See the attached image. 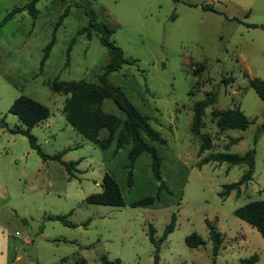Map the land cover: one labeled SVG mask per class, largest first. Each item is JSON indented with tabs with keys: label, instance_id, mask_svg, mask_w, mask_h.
I'll return each instance as SVG.
<instances>
[{
	"label": "rangeland",
	"instance_id": "obj_1",
	"mask_svg": "<svg viewBox=\"0 0 264 264\" xmlns=\"http://www.w3.org/2000/svg\"><path fill=\"white\" fill-rule=\"evenodd\" d=\"M98 25L114 29L111 41L125 59L136 60L108 77L134 107L150 119L164 145L152 144L161 163L166 190L158 193L150 159L130 167L129 148L113 154L85 140L63 116L67 96L49 84L84 80L97 83L108 63L99 34L87 39L86 0H38L33 18L27 10L4 20L30 0H0V264H153L149 226L160 239L171 216L176 227L162 243L159 264H238L253 255L264 264V238L233 215L234 210L264 201V101L250 88L264 81V0H87ZM211 7L215 12L205 11ZM44 60V61H43ZM42 62V65H41ZM232 77L233 83L222 80ZM209 92L216 103L205 110L200 136L212 147L199 156L200 138L190 131L193 105ZM20 96L46 106L50 117L31 129L41 151L62 161L79 162L70 175L57 161H42L24 129L9 113ZM240 110L246 130L219 128L212 111ZM102 111L123 120L112 100ZM107 137V131L99 139ZM257 137L252 180L221 198L225 185L236 183L244 166L199 162L213 153L244 155ZM233 139L240 141L233 146ZM105 173L113 176L124 207L87 205L102 191ZM155 198L154 209L130 207ZM164 206H168L162 208ZM62 216L75 228L50 221ZM206 220L223 237L213 257ZM197 234L204 244L190 249L185 238Z\"/></svg>",
	"mask_w": 264,
	"mask_h": 264
},
{
	"label": "trees",
	"instance_id": "obj_2",
	"mask_svg": "<svg viewBox=\"0 0 264 264\" xmlns=\"http://www.w3.org/2000/svg\"><path fill=\"white\" fill-rule=\"evenodd\" d=\"M37 1L38 0H30L25 7L14 9L4 22L24 10H27L34 18L37 13L35 9ZM86 3L85 15L88 17V26L83 29L81 33L85 34L87 39H91L93 33L99 34V42L107 51L108 63L104 66L102 73L97 76V83H90L84 80L65 82L56 79L49 84L50 90L53 93H61L67 96L62 112L67 125L76 133L102 152L109 150L113 144H115L113 151L114 155L122 149L129 148L127 158L130 167H132L140 157L144 155L148 156L151 162L150 169L152 178L159 184L157 188L158 193L162 190H166L168 194L172 195V192L166 189L162 181V159L152 145L154 143L164 145L165 142L161 139L160 134L150 126V119L142 115L134 107L126 96V93L120 87L108 81V77L118 72L123 65H132L137 61L124 58L121 49L115 46L114 42L111 41V37L115 33L114 29L105 25H98L95 13L90 8L91 3L87 0ZM204 10L215 12L213 8L208 6L204 7ZM233 81L234 79L229 77L228 79L222 80V83L224 85H229L233 83ZM249 86L255 91L257 96L264 101V81L254 78L250 80ZM105 100H112L116 108L123 115V120L102 111V104ZM216 100L217 93L209 92L205 95L203 100L193 105L190 131L194 137L200 138L199 156L209 151L212 147L210 136H200V131L205 110L212 107L216 103ZM9 113L15 116L24 127V129L17 128L12 130L11 132L13 134H20L27 137L30 148L36 151L42 161H57L70 175H72V171L76 170V166L79 162H63L62 154H57L52 157L44 154L37 144L36 139L30 134L32 128L45 122L50 117V111L46 106L31 98L20 96L11 104ZM211 115L213 119L217 120V126L221 129L226 128L244 131L250 124L247 117L240 110H214ZM103 130L107 131V137L99 139L100 133ZM257 139V137L254 138L253 147L242 156L229 153H213L199 162V167L210 163H215L217 165L227 164L230 167H245V171L238 182L223 187V191L220 193L221 198L229 196L233 191L236 192V197H238L240 187L252 180L256 155L254 146L257 143ZM239 141L240 139H233L229 142V146L236 145ZM101 188L102 191L100 193L86 197L85 203L87 205L116 208L126 205L121 189L113 176L105 173ZM154 203L155 198L146 197L129 203V206L154 209ZM165 207L168 206L162 208ZM233 215L255 229L260 236L264 238V201L250 202L234 210ZM48 219L50 221L60 222L65 227H76L62 216L49 217ZM175 227V214L171 216L170 223L165 227L164 233L160 239L155 238V230L152 225L149 226L148 237L151 245L154 247L153 264H159L160 247L169 234L174 231ZM206 228L208 230L209 240L212 244L213 257H217L222 247L223 237L218 232L215 225L208 220H206ZM185 244L190 249H197L204 244V241L197 234H191L185 238ZM258 260L259 257L253 255L249 258L239 260L238 264H256ZM101 263L121 264L119 259L108 260L106 257H101ZM213 264L215 263L213 262Z\"/></svg>",
	"mask_w": 264,
	"mask_h": 264
},
{
	"label": "crops",
	"instance_id": "obj_3",
	"mask_svg": "<svg viewBox=\"0 0 264 264\" xmlns=\"http://www.w3.org/2000/svg\"><path fill=\"white\" fill-rule=\"evenodd\" d=\"M260 260V259H259ZM259 260H258V262L256 263V264H259Z\"/></svg>",
	"mask_w": 264,
	"mask_h": 264
}]
</instances>
